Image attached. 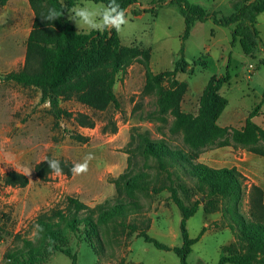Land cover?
Returning a JSON list of instances; mask_svg holds the SVG:
<instances>
[{
    "label": "rangeland",
    "instance_id": "obj_1",
    "mask_svg": "<svg viewBox=\"0 0 264 264\" xmlns=\"http://www.w3.org/2000/svg\"><path fill=\"white\" fill-rule=\"evenodd\" d=\"M186 1L222 16L233 13L232 5L220 0ZM102 5L79 1L76 6L99 10ZM126 16L129 22L119 33L124 70L115 84L120 108L112 105L105 112H95L74 100L62 103L69 112L92 116L96 126L90 129L79 128L72 119H62L56 125L50 104L42 102L39 90L3 80L4 74L20 70L25 63L35 15L28 0L0 6V175L32 169L26 188H6L0 182V264H6L8 252L22 247L23 238H35L33 229L40 213L61 209L74 217L67 209L68 197L93 209L78 214L82 230L70 235L68 246L77 256V264H180L173 251L160 250L142 236L147 234L169 247L182 246V215L172 200L171 186L186 205L200 203L187 224L192 238L202 233L192 247L189 264H216L222 254L264 264V241L253 232L248 197L237 200L214 193L189 166L235 167L249 182L259 180L264 186V155L257 152H264V141L246 145L233 139V130H242L258 105L253 121L264 131V13L257 20L261 43L255 58L245 55L238 44L230 46L234 27H217L211 20L197 23L185 43L184 58L191 68L177 76L188 84L181 100L185 113L197 114L205 83L226 74L231 55V81L221 90L229 101L223 113V118L231 121L229 133L198 149L185 142L184 129H175V116L171 110H163L160 90L150 95L144 92L148 72L173 70L181 57L185 22L179 7L170 1L139 0ZM69 22L78 32L92 31ZM168 86L164 81L162 88ZM114 122L117 133L105 132L112 130ZM78 134L89 137V142L75 140ZM148 141L164 145L183 163L144 154ZM89 153L94 158L82 175H54L49 182L35 175V166L48 155L75 164ZM61 229L68 234L64 224ZM49 259L47 264H73L58 251Z\"/></svg>",
    "mask_w": 264,
    "mask_h": 264
},
{
    "label": "trees",
    "instance_id": "obj_2",
    "mask_svg": "<svg viewBox=\"0 0 264 264\" xmlns=\"http://www.w3.org/2000/svg\"><path fill=\"white\" fill-rule=\"evenodd\" d=\"M11 0H0V6H5ZM79 1H92L96 4L107 5L109 0H28L35 15L33 28L27 39V52L25 63L18 71L4 74L5 82H13L23 87L35 88L41 93V100L50 104V113L55 124L59 125L62 119H72L79 128L93 129L96 126L95 119L86 113H72L62 107L65 101L74 100L95 112H105L110 106L120 108L121 104L115 92L117 76L122 72V54L124 47L119 33L115 29L104 31L78 32L73 24L67 21L66 9L76 6ZM159 3L170 1L177 5L184 18L185 29L181 36V57L176 61L173 70L159 74L148 72L144 92L148 95L160 90V102L163 110H171L175 116V129H184L185 142L193 149L206 147L229 133L228 128L219 125V120L226 110L229 101L221 94L225 84H229L231 55L228 59L226 74L213 76L205 88L199 100L197 114L185 113L181 110V100L188 89V84L179 81L178 74H187L191 64L184 58L185 43L190 39L192 31L197 23L212 21L215 26L231 28V46H241L245 55L255 58L260 43L261 35L257 27L258 17L264 13V0H235L232 3L233 13L230 16H222L221 12H208L200 5H192L186 0H157ZM125 10L139 3V0H116ZM55 6L63 10L65 14L58 20L48 21L41 18L49 7ZM149 12L148 10L145 11ZM140 16L139 12L135 13ZM264 64V60L261 61ZM167 81L168 88H162ZM264 101V95H263ZM258 105L248 116L242 130H233L234 141L246 145H255L264 141V131L261 130L253 119L258 115ZM116 134L117 124H112L110 132ZM74 139L81 143H88L89 137L81 134ZM258 154L264 152L257 150ZM144 154L157 157H169L178 163H183L179 157L171 154L164 145L156 146L147 142ZM46 158L58 159L64 170L65 176L73 174L70 168L72 161L56 158L48 155ZM45 160V159H44ZM41 161L35 166V175L42 182H49L54 174H51L46 161ZM192 172L203 182L211 185L214 193L236 197L243 196L249 200V214L253 224V232L257 239L264 241V190L249 182L237 168L212 169L207 166L189 165ZM0 182L6 188H26L30 184L28 176L22 172L10 170L0 175ZM171 197L181 212L182 220L180 231L183 244L180 247H169L157 239L144 234L145 240L156 248L165 251H173L180 259V264H189L188 257L192 247L201 239L202 233L197 238H192L187 228L188 221L198 212L200 203L186 205L179 197L174 187L169 188ZM67 209L73 211L74 217L65 215L61 209H53L40 213L35 221L43 227V232L35 238L22 239L20 249L10 251L5 255L6 264H47L54 252H61L68 256L73 264H77V256L68 244L70 235L78 234L82 229L78 214L84 211H92L82 201L68 197ZM65 225L68 234L61 229ZM89 227L88 221L84 222ZM216 264H250L248 259L240 256H227L222 254Z\"/></svg>",
    "mask_w": 264,
    "mask_h": 264
},
{
    "label": "clouds",
    "instance_id": "obj_3",
    "mask_svg": "<svg viewBox=\"0 0 264 264\" xmlns=\"http://www.w3.org/2000/svg\"><path fill=\"white\" fill-rule=\"evenodd\" d=\"M66 8V7H65ZM65 8L58 10L55 6L49 7L46 14H41V18L51 22L60 19L65 14ZM67 19L74 22L78 29L86 27L89 30L104 31L115 29L117 33L122 32L123 27L128 24L125 10L116 0H109L107 5H102L99 10H91L87 6H72L66 9ZM91 153L87 154L83 162L75 163L70 168L73 175H82L88 171L89 162L93 159ZM51 174L60 176L64 174L61 163L58 159L45 158ZM32 169L25 168L23 175L30 176ZM43 232V227L39 224L34 225L33 235L38 236Z\"/></svg>",
    "mask_w": 264,
    "mask_h": 264
},
{
    "label": "crops",
    "instance_id": "obj_4",
    "mask_svg": "<svg viewBox=\"0 0 264 264\" xmlns=\"http://www.w3.org/2000/svg\"><path fill=\"white\" fill-rule=\"evenodd\" d=\"M13 0H11L10 2H12ZM230 1H232V0H220V2H227L228 4H230V5H232L231 4V2ZM10 2H8V3H10ZM218 27V26H217ZM231 46V45H230ZM212 78V77H211ZM210 78V79H211ZM209 79V80H210ZM209 80H208V82H209ZM207 82V83H208ZM207 84L205 83V86H206ZM205 88V87H204ZM231 123V121L229 120V119H224L223 118V114H222V116H221V118H220V120H219V125L221 126V127H223V128H227L228 127V124H230ZM252 183H254V184H256V185H258V186H260L263 190H264V186H262V184H261V182H259V180H254V182H252Z\"/></svg>",
    "mask_w": 264,
    "mask_h": 264
}]
</instances>
